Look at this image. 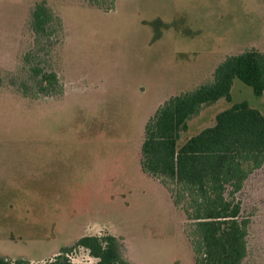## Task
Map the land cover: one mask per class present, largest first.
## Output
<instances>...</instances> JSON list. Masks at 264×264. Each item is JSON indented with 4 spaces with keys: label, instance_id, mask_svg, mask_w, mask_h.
I'll list each match as a JSON object with an SVG mask.
<instances>
[{
    "label": "rangeland",
    "instance_id": "1",
    "mask_svg": "<svg viewBox=\"0 0 264 264\" xmlns=\"http://www.w3.org/2000/svg\"><path fill=\"white\" fill-rule=\"evenodd\" d=\"M42 1L63 25L61 43L46 56L36 52L29 24ZM105 1L110 7L112 0ZM114 4L104 12L85 0H0V204L33 200L39 220V243L20 247L0 239L4 254L41 258L83 236L110 234L131 263L195 264L185 208L175 207L168 189L141 172L144 126L170 95L211 84L226 57L250 49L264 54V0ZM155 15L174 25L159 39L141 23ZM30 51L56 73L61 96L22 94V83L36 93L24 61ZM180 52L191 53L189 60ZM230 94V102L222 99L191 118L179 142L199 133L200 120L234 104L247 102L264 116V93L256 96L236 78ZM205 124L212 127L215 118ZM31 159L37 161L32 174ZM235 197L248 221L241 264H264V164ZM19 214L12 212L10 220ZM67 257L72 264L96 261L83 249Z\"/></svg>",
    "mask_w": 264,
    "mask_h": 264
},
{
    "label": "trees",
    "instance_id": "2",
    "mask_svg": "<svg viewBox=\"0 0 264 264\" xmlns=\"http://www.w3.org/2000/svg\"><path fill=\"white\" fill-rule=\"evenodd\" d=\"M85 1L104 12L114 9V0L110 7H105V0ZM29 24L36 52L46 56L61 43V18L46 2L34 5ZM24 61L36 87V93L30 94L27 83H22L24 96L63 94L58 76L40 66L42 61L36 53L28 52ZM236 78L250 86L256 96L262 95L264 54L250 49L226 57L215 69L213 83L170 97L144 126L141 172L168 189L175 207L185 208L188 220L193 222L186 236L195 264H241L246 256L248 221L240 217L241 205L235 196L249 175L264 164V116L247 102L234 104L216 116L213 127L177 146L187 122L204 106L231 99ZM76 249L85 250L96 260L86 264H134L121 255L117 239L110 234L83 236L48 264H72L67 254ZM0 264L29 262L0 256Z\"/></svg>",
    "mask_w": 264,
    "mask_h": 264
},
{
    "label": "crops",
    "instance_id": "3",
    "mask_svg": "<svg viewBox=\"0 0 264 264\" xmlns=\"http://www.w3.org/2000/svg\"><path fill=\"white\" fill-rule=\"evenodd\" d=\"M114 6H115V4H114ZM141 23L145 24V25H149V26L152 27V30H153V33H154V36H153L154 39L155 38L156 39L161 38V35H162L163 31H166L169 27L174 26L173 23L170 24V23H167L166 20L164 21L159 15H157V16L155 15L153 17V19H151V20H142ZM182 33L186 34V33H188V31H186V32L182 31ZM157 35H159V36H157ZM181 54L186 55V57H187V58H185L186 60L187 59L189 60V57L191 55V53H181ZM232 85H233V83H232ZM198 87H200V86H198ZM195 89H196V87L192 89V87L190 86L189 90L185 89L183 91H180L179 93L176 92L177 95L176 94L175 95H170V97L178 96V95H180L182 93L190 92V91H193ZM231 89H232V87H231ZM230 92H231V90H230ZM230 96H231V94H230ZM170 97H168V99ZM222 99H219L214 104H219ZM223 100H226V99H223ZM230 101H231V99L229 101H227V102H230ZM162 104H163V102H162ZM207 107L208 106H204L202 108V110L199 112V114L196 117L192 118L191 122L194 121L196 118H200L204 114V112H205ZM221 112H223V111H221ZM221 112H219V113H221ZM217 115L213 114L211 116V118L207 117V119H208L207 121H206V119H205V121L200 120V124L201 125L198 126L199 127L198 128L199 129V133L202 130L206 129L205 127L207 125H209V124H205V123H209L210 122V124H211L213 119L216 118ZM208 128H210V127H208ZM187 129H188V123H187ZM187 129H186V131H187ZM184 132L181 133L180 139H181L182 134ZM190 138L191 137L185 139L184 142H182V143L179 142V140H180L179 139L178 142H177V146L178 147L182 146ZM28 160L29 159H26V162H28ZM29 162L31 164L30 166L32 167L31 168V174H32L33 173L32 170H34V171L37 170V161L34 162V160L31 159ZM2 171H3V169L0 168V178H1ZM32 201L33 200H25V202L21 201V202H17V203L9 202L7 204L6 203L5 204H0V239L2 241H5V242H7L9 244H12V245H15V246H20V247H22V246L25 247L27 245H32V243H34V242H38L37 239H38L39 220L37 219V217L33 218V214H32L33 208H37V203H35L36 204L35 205V204H33ZM17 209L20 211L19 216H17V219L10 220L11 213L14 212V211H17ZM65 247H67V245L63 246V247H60V248L59 247L54 248V250H53V252H51V254H49L47 256H44V257H41V258H35V257H33L31 255H27V254H23L21 257L16 258L14 255L2 253L1 250H0V256L8 257V258H11V259H22V260H25V261L31 263V262H37V261H44L45 259H47V260L48 259H52L56 255H58V253H60L61 249L65 248Z\"/></svg>",
    "mask_w": 264,
    "mask_h": 264
}]
</instances>
